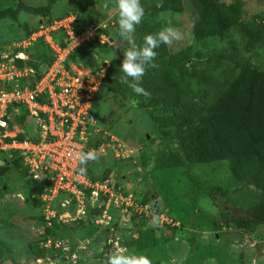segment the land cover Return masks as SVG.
Segmentation results:
<instances>
[{
	"label": "rangeland",
	"instance_id": "obj_1",
	"mask_svg": "<svg viewBox=\"0 0 264 264\" xmlns=\"http://www.w3.org/2000/svg\"><path fill=\"white\" fill-rule=\"evenodd\" d=\"M105 1H59L54 5L51 17L59 18L72 12L77 15L79 27L84 28L93 23L96 24L93 26H97L108 21L110 24L114 22L112 28L108 29L114 32L117 21L135 23L142 16L149 18L150 15H144L146 9L153 2H160L130 0L125 7L112 5L105 11ZM20 2L31 7L48 4V0H0V11L15 9ZM220 2H240L245 24L253 20L264 22V0ZM40 19V16L22 11L16 20L9 17L0 20V46L18 45L24 41L26 30L35 29ZM196 20V12L188 1L185 2V12L182 14L161 13L158 21L164 28L162 32L155 34L157 47L164 43L166 49L172 52L191 47L195 59L206 62L208 54L228 49L230 40L241 45L237 33L224 40H212L208 47L199 44L193 36ZM127 39V36L122 38L126 42ZM115 43H108L109 46L105 49L95 45L91 52L92 58L99 57L111 62ZM240 52L245 57L251 56L252 62L264 69V47L253 54H246L243 49ZM117 95H126V85L122 78L116 79L106 91L101 105L102 112L98 113L101 127L134 149L135 154L149 150L157 154V146L162 144L158 140L152 141L154 135L150 114L129 105L119 111L114 100ZM110 111L117 113L108 117ZM153 111L163 115L172 110L159 107ZM135 156L138 162L139 156ZM152 164L144 168L141 162L139 165L128 161L119 163L114 159L112 151L91 164L90 171L93 174L105 177L107 171H110L109 175L125 177L128 188L139 198H145L146 203L152 205L150 200L155 194L161 199L160 212L156 227L150 220L152 210L147 217L136 221L122 224L114 222L112 229L115 231L95 227L87 219L79 224L65 225V231H58L56 237L69 239L74 245L84 244L87 249L80 255L77 264H131L137 261L138 264H264V225L259 226L256 234L248 235L227 227L223 222L222 213L229 212L234 216L248 213L246 204H251L250 201L255 199L257 192L252 186L242 188L237 184L228 163L168 170H153ZM27 181L26 175L23 176L16 168L0 177V186L6 189L5 192L0 190V246L10 251L5 255L6 262L3 264H68L58 251L47 254L46 258H41L38 262L33 259L29 246H35L39 239L41 207L39 201L31 199V188ZM18 194L24 200L17 197ZM149 231L155 236L148 235ZM118 238L120 247H125L126 251L110 249L111 242ZM132 238L140 241L138 249H144L143 254L135 253V246L128 248Z\"/></svg>",
	"mask_w": 264,
	"mask_h": 264
},
{
	"label": "trees",
	"instance_id": "obj_2",
	"mask_svg": "<svg viewBox=\"0 0 264 264\" xmlns=\"http://www.w3.org/2000/svg\"><path fill=\"white\" fill-rule=\"evenodd\" d=\"M59 1L63 0H48V4L39 7L20 2L15 9L0 11V20L6 17L16 20L24 11L50 21L53 7ZM69 1L74 3L76 0ZM129 1L106 0L103 10L106 11L112 5L125 7ZM187 1L197 15L193 30L196 42L208 47L212 40H224L237 33L241 45L230 40L228 49L208 54L206 62L195 59L191 47L177 52L168 51L164 43L157 47L155 34L164 28L158 21L159 15L184 13ZM187 1L153 2L144 13L150 15L149 18L142 16L135 23L117 21L116 30L106 32L109 38L117 42L124 41L122 38L127 36L128 44L122 49L121 56L114 48V57L97 96V113L102 112L101 105L109 86L116 79L122 78L126 85V95L114 96L119 111L129 105L148 112L152 120V141L158 140L162 144L157 146V154L150 150L139 152L142 167L148 168L153 163V170H168L228 163L237 184L242 188L252 186L257 192L251 204H246L248 213L236 216L229 212L222 213L223 222L227 227L254 235L259 226L264 225V69L254 64L251 56L245 57L240 51L243 49L246 54H253L264 47V22L253 20L245 24L240 2L226 4L220 0ZM71 14L75 15L69 12L58 19ZM77 27L79 30L87 28L79 27L78 18ZM32 33V30L27 29L23 39ZM95 45L101 49L109 46L107 42L101 44L97 40L92 41L78 49L71 60L97 69L96 59L92 58L91 53ZM26 51L37 60H50L40 42ZM159 107L172 111L163 115L153 111ZM116 113L110 111L108 117ZM12 168L26 175L31 188L29 195L38 201L49 185L31 184L27 169L19 158L10 163ZM109 174L110 171H107L106 176ZM0 190L6 191L3 186H0ZM140 198V202L147 204L145 198ZM134 220L138 219L134 217ZM41 222H44L42 215L38 223ZM55 228L54 237L60 226L56 225ZM148 235L155 236L151 231ZM139 244L140 241L132 238L127 246H135V253L143 254L144 249H138ZM29 247L35 261L56 252L43 248L39 239L35 246L31 244ZM9 252L0 246V264L6 262L4 257Z\"/></svg>",
	"mask_w": 264,
	"mask_h": 264
},
{
	"label": "built area",
	"instance_id": "obj_3",
	"mask_svg": "<svg viewBox=\"0 0 264 264\" xmlns=\"http://www.w3.org/2000/svg\"><path fill=\"white\" fill-rule=\"evenodd\" d=\"M113 25L103 21L79 30L74 14L40 19L24 41L0 46V161L10 167L19 158L31 184L49 185L38 198L44 219L38 223L39 240L43 248L60 252L68 264H77L87 249L52 236L56 225L64 232L65 225L87 219L95 227L115 231L114 222L147 217L152 210L128 188L125 177L90 171L91 164L109 151L119 163L141 162L135 160L139 153L99 123L96 100L110 61L96 57L98 66L92 69L71 60L92 41L109 43L106 32ZM39 42L50 60L27 53ZM118 241L111 242L112 248L126 251Z\"/></svg>",
	"mask_w": 264,
	"mask_h": 264
},
{
	"label": "water",
	"instance_id": "obj_4",
	"mask_svg": "<svg viewBox=\"0 0 264 264\" xmlns=\"http://www.w3.org/2000/svg\"><path fill=\"white\" fill-rule=\"evenodd\" d=\"M98 34H100V31H98ZM109 43L114 44L115 40L110 38L109 39ZM127 42L126 41H118L115 43V48H116V53L121 56V48L126 45ZM149 138V136H148ZM10 170L9 166H4L3 161H0V177L4 176L8 171ZM160 210H159V198L156 197V195L154 194L152 196V216L150 217V220L153 224L154 227L157 226L158 224V214H159ZM112 248V244H110V249ZM113 253V252H112ZM108 255V254H107ZM139 261L131 263V264H138Z\"/></svg>",
	"mask_w": 264,
	"mask_h": 264
}]
</instances>
